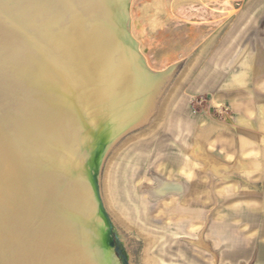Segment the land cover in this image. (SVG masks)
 <instances>
[{
  "label": "rangeland",
  "instance_id": "374dc122",
  "mask_svg": "<svg viewBox=\"0 0 264 264\" xmlns=\"http://www.w3.org/2000/svg\"><path fill=\"white\" fill-rule=\"evenodd\" d=\"M129 12L127 30L138 60L148 73L170 77L165 86L162 80L153 105L134 116L133 126L122 129L112 141L103 126L91 136L94 124L77 112L74 139L97 216L100 207L107 221L104 228H111L127 264H228L230 254L233 258L235 249L239 253L238 248L259 233L264 221L260 117L257 111L250 114L256 107L246 89L237 88L231 95L223 90L228 75L239 73L229 61L246 44L254 50L256 36L264 38V0H132ZM196 58L197 65L189 67ZM184 74L189 79L179 92L177 82ZM245 87L264 97V90L249 80ZM71 98L79 106L76 97ZM163 102L168 107L172 102L165 123L158 115ZM178 111L182 116L175 128L170 119ZM194 119L201 129L218 128L200 147L199 159L194 156L199 147L192 148L197 139L189 128ZM94 137L97 144L90 150ZM246 137L252 143L239 149L237 139ZM202 160L206 164L197 162ZM183 161L198 163L189 164L181 179L187 190L191 183L201 186L198 198L188 192L185 198L189 207L197 201L198 219L180 213L181 202L174 195L163 199L148 195L158 181L175 182ZM212 165L216 174L204 172ZM110 181L119 191L117 196L112 190L114 201L105 188ZM182 222L188 225L180 235ZM215 226H229L230 249L212 237L218 230ZM196 234L203 240L200 246L192 241ZM182 245L187 249L181 251ZM191 246L198 250L190 252Z\"/></svg>",
  "mask_w": 264,
  "mask_h": 264
},
{
  "label": "bare ground",
  "instance_id": "6f19581e",
  "mask_svg": "<svg viewBox=\"0 0 264 264\" xmlns=\"http://www.w3.org/2000/svg\"><path fill=\"white\" fill-rule=\"evenodd\" d=\"M131 1H0V264H109L83 246L99 217L74 134L78 112L112 141L162 89L135 55Z\"/></svg>",
  "mask_w": 264,
  "mask_h": 264
},
{
  "label": "crops",
  "instance_id": "0c3cea01",
  "mask_svg": "<svg viewBox=\"0 0 264 264\" xmlns=\"http://www.w3.org/2000/svg\"><path fill=\"white\" fill-rule=\"evenodd\" d=\"M256 36V35H255ZM264 38L259 39L257 36L255 37V45H254V50L250 51L249 49V45H245L240 53L236 56H234V58L232 60L229 61V66L230 67H237L239 70V73L237 74H233L230 73L227 77L226 80V87H224L225 90L228 95H231L234 91L236 92L237 88H243V90L249 92L251 94V96L253 97L254 100V106L256 108H252L250 109V114H254L256 111L258 113V116L260 117V121L257 122V127L259 128V130L264 131V97L263 96H259L257 95L253 90H249L245 87L247 81L249 80V82L253 83L259 90H264ZM256 49V50H255ZM199 60L194 59L193 61H191V63L189 64V67H195ZM262 63V64H259ZM170 76H166L164 79V86L165 84L168 82V78ZM189 79V75L188 74H184L182 75L177 82V86L180 92V89L182 88V86L188 81ZM179 92L175 93V96L178 95ZM172 105V102L170 103ZM169 107L167 105V103L163 102L160 105V110L158 112L159 116H162L164 118V123L166 121V117L168 116L167 114H169ZM257 109V110H256ZM157 111V109H156ZM156 113V112H155ZM181 116H182V112L178 111L175 113V115H173L170 119V122L172 126H174L175 128L177 126H175L177 124V122L181 121ZM191 124V126H190ZM189 124V128L191 130V133L193 134V136L197 139L195 141V145L192 146L193 150L197 149L198 147L200 149V147H202L203 145H206L209 143V140L211 139V135H213L214 133L218 132V128L214 125H210L208 127H206V129H201L199 126V120L196 121V119H194L192 121V123ZM172 126H170L172 128ZM255 138V136L253 137ZM237 141L239 142V149H243L244 145L246 143H252L251 139L249 138H241V139H237ZM262 158L260 159L261 161L264 160V148L262 147ZM192 151V150H191ZM242 151V150H241ZM194 152V151H193ZM201 149L199 150V152L197 151L198 155H195L198 159L202 156ZM244 152H249L247 150H244ZM200 164H206L205 161H197ZM197 162H193L190 161L189 164L196 166L198 163ZM181 168L180 171L177 175V179L175 182H162V181H158V186L154 189H149V194L151 197L156 198V199H163L165 198L167 195H174L177 198V201L181 202V205H179L178 207V211L181 213H192L195 215V218L198 219L199 218V205L197 203V201H195L192 204V206H188V199L187 198V192L189 194L194 195L195 197H197L198 195V191L200 190L201 186L197 183H191L189 189L187 190L185 187V184L182 182V177L186 174V172L184 171V169H187L188 165L186 162H181ZM214 165H212L210 168L208 169H204V172H210L212 174H216L217 169H215V167H213ZM170 186L167 187L164 196L162 197H155L152 194V192L154 191L156 192H160V189L163 188L164 186ZM198 198V197H197ZM176 201V200H175ZM189 207V208H188ZM192 207V208H191ZM262 226L260 227V231L256 236L251 237L249 240H246L247 242H245L244 247L243 248H238L239 253L237 252V249H235L233 252L235 254V256L232 258V255L230 254L229 256V261L228 264H264V221L262 222ZM186 225H188L187 222H182L180 225V230H179V234H183V231L186 229ZM217 230V232L213 233L214 238L218 239L220 241V243L222 244L221 246H226L227 250L230 249L233 245V240L232 237L230 235L231 231L229 226H215ZM194 229H198V223L195 225ZM176 236V235H174ZM192 238V241L196 244V245H201V242L203 241L202 239H200L197 234ZM155 243V241H154ZM186 244V243H185ZM195 246V245H194ZM191 251L190 252H194L196 250H198L197 248L194 247H190ZM179 249L185 250L187 248H185L184 245L180 246ZM185 252V251H184ZM186 252L188 253V251L186 250ZM238 255V256H237ZM152 264V263H151Z\"/></svg>",
  "mask_w": 264,
  "mask_h": 264
},
{
  "label": "water",
  "instance_id": "95a60500",
  "mask_svg": "<svg viewBox=\"0 0 264 264\" xmlns=\"http://www.w3.org/2000/svg\"><path fill=\"white\" fill-rule=\"evenodd\" d=\"M12 78V77H11ZM18 91H21L20 89ZM19 93V92H18ZM80 114L83 112H79ZM104 122L100 123V126L104 125ZM99 126L97 125L95 128H92L91 136H93V131L95 132ZM98 131V130H97ZM90 136V137H91ZM97 137V136H96ZM98 138L94 137L93 145L89 146L91 150L94 148V145L97 144ZM88 149V148H87ZM92 166V165H91ZM101 217L96 220L87 221L86 223L82 222L81 235L85 237V241L83 242V246L90 249L94 255H96V259L99 261L100 259L106 260L109 264H115V255L112 250V245L110 243L111 236V228H104V223L107 222L104 217L101 209H100ZM80 232V231H78ZM85 244V245H84ZM105 256V257H104Z\"/></svg>",
  "mask_w": 264,
  "mask_h": 264
},
{
  "label": "flooded vegetation",
  "instance_id": "af4514ba",
  "mask_svg": "<svg viewBox=\"0 0 264 264\" xmlns=\"http://www.w3.org/2000/svg\"><path fill=\"white\" fill-rule=\"evenodd\" d=\"M93 159V158H92ZM94 160V159H93ZM116 240V237L114 234L111 233V243H112V250L114 252L115 258H116V263L117 264H125L123 261V258L121 256V253L119 252L118 248L114 245Z\"/></svg>",
  "mask_w": 264,
  "mask_h": 264
},
{
  "label": "trees",
  "instance_id": "16d2710c",
  "mask_svg": "<svg viewBox=\"0 0 264 264\" xmlns=\"http://www.w3.org/2000/svg\"><path fill=\"white\" fill-rule=\"evenodd\" d=\"M111 245H112V243H111ZM114 245L118 248L119 252L121 253V256L123 258L124 263L127 264L126 256H125V253H124V250H123L121 244L118 241H115Z\"/></svg>",
  "mask_w": 264,
  "mask_h": 264
},
{
  "label": "snow or ice",
  "instance_id": "6c2138e0",
  "mask_svg": "<svg viewBox=\"0 0 264 264\" xmlns=\"http://www.w3.org/2000/svg\"><path fill=\"white\" fill-rule=\"evenodd\" d=\"M167 187H170V186H167V185H166V186H164L163 188H161L160 191L163 193V192L167 189Z\"/></svg>",
  "mask_w": 264,
  "mask_h": 264
}]
</instances>
